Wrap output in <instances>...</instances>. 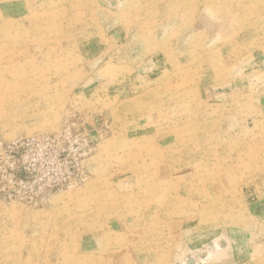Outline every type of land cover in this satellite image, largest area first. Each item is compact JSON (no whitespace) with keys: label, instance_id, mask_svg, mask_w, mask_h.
<instances>
[{"label":"rangeland","instance_id":"374dc122","mask_svg":"<svg viewBox=\"0 0 264 264\" xmlns=\"http://www.w3.org/2000/svg\"><path fill=\"white\" fill-rule=\"evenodd\" d=\"M0 264H264V0H0Z\"/></svg>","mask_w":264,"mask_h":264},{"label":"built area","instance_id":"2783aa9c","mask_svg":"<svg viewBox=\"0 0 264 264\" xmlns=\"http://www.w3.org/2000/svg\"><path fill=\"white\" fill-rule=\"evenodd\" d=\"M65 134L67 135V138L71 142L73 141V142L78 144V143H83V141H84V136L85 135H81V134H78V133H73L71 131V127L70 126H68L65 129ZM61 137H62V134L57 135V136L55 135L54 139L49 137V141H51V147H53V144H54L55 141H60ZM42 138H45V136L37 139V149L39 151H41V152L44 151V149H43V139ZM81 147H84L83 144H82ZM82 152H83V156L86 157V155H87L86 150L84 149ZM50 163L52 165H56V166L60 165V156L57 154V152L55 153V155L53 157H51ZM55 186H56V184H54V187Z\"/></svg>","mask_w":264,"mask_h":264},{"label":"bare ground","instance_id":"6f19581e","mask_svg":"<svg viewBox=\"0 0 264 264\" xmlns=\"http://www.w3.org/2000/svg\"><path fill=\"white\" fill-rule=\"evenodd\" d=\"M115 235H116V232L113 231V230L112 231H106V232H104L103 234L100 235L99 241H105V240H107L109 238L115 237Z\"/></svg>","mask_w":264,"mask_h":264}]
</instances>
